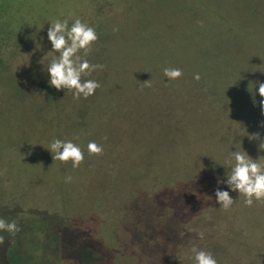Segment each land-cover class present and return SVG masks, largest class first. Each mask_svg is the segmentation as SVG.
Returning <instances> with one entry per match:
<instances>
[{
  "label": "rangeland",
  "instance_id": "obj_1",
  "mask_svg": "<svg viewBox=\"0 0 264 264\" xmlns=\"http://www.w3.org/2000/svg\"><path fill=\"white\" fill-rule=\"evenodd\" d=\"M179 1L0 0V79L12 75L18 84L26 82L28 89L32 84L27 82H40L54 97L57 90L49 87L46 70L52 55L58 53L45 56L51 48L46 33L50 26L48 23L67 18L69 11L73 13L69 25L80 19L95 28L98 39L92 45L101 48L94 53L96 63L100 64L103 56V63L109 67L106 81L103 82V77L88 78L103 82L97 104L93 105L94 98L90 97L75 100L73 91H70L71 100L66 111L51 110L50 105L45 110V128L37 121L39 114L33 112V106L19 104L16 111L12 110L13 97L4 96L0 89V113L19 117L16 123L6 127L13 131L4 132L0 138V218L7 220L3 206L11 211L13 205H17L16 209H23L21 216L25 218L21 221L24 222L26 236L22 239V248L28 254L40 255L46 264H57L59 259H64V249L66 257L73 258L79 248L99 244L102 249L103 242L91 239L88 233H78L73 235V241L68 240L61 248L59 242L50 243L38 237L37 228L47 225V222L36 224V214L48 215L62 208L63 218L77 216L84 223L88 220L91 230L101 238L104 231L112 229V210L104 217L106 222L101 219L105 212L103 204L112 208V193L101 192L108 181L112 186L111 152L114 159L125 166V171L132 166L144 169L153 161H163L162 157L151 156L142 147L135 149L142 151L140 157H131L124 149H112L116 145L112 138L118 136L117 132L113 133L115 126L122 131L129 126L125 116L163 115L155 105L160 97L167 106L166 110L174 113V121L178 124L167 126L178 133L182 144H186L179 156L176 158L174 155L171 159L172 164L184 156V150L188 151L185 156L187 165H218L227 160L228 155L231 159L230 152L241 148L253 159L264 156L257 141L249 140L253 131L242 123L241 116L245 113L232 110V103L229 104L227 99L220 103L216 98L209 99L208 95V89L216 82L223 90H234L235 81L229 82L233 76L227 69L229 64L225 63H231L234 53L242 55L245 47L234 44L226 34L208 42L206 37L213 33L210 0H190L197 12L193 15L185 12ZM260 3L264 7V1L256 2L254 7L258 8ZM228 4L219 3L218 16L227 17L229 12V18L247 28L253 36L256 33L260 43H264V27L259 22L251 23L243 6ZM263 19L264 15H261L259 20ZM260 55V61L250 63L251 67L248 66V56H242L246 73L250 70L256 74L264 72L261 60L264 55L261 52ZM251 56L257 61L254 52ZM231 64L236 67V64ZM42 67L45 72L41 71ZM164 68L181 69L183 75L175 80L176 89L174 81L167 82L164 77ZM197 70L200 75L209 77L210 85L207 82V87L198 85L203 78L194 79ZM38 76L45 78H33ZM2 88L11 93L17 90L9 78L4 80ZM174 93L177 95L173 96ZM30 103L36 102L31 100ZM26 116L30 119L27 123ZM156 121L163 124V118ZM24 129L29 131L28 140L9 147L14 139L19 141ZM43 130L46 138L39 136V131ZM195 130L199 134L197 138L193 135ZM138 134L129 131L127 137L132 140ZM54 139L72 141L80 146L84 159L78 167L73 168L71 161L53 160L47 149ZM91 142L101 146L103 151L89 154L87 146ZM69 176L70 181L66 179ZM206 181L208 178L203 177L202 183ZM253 203V208L242 214L239 220L244 227L253 220L257 224V227L249 229L250 235L247 236L253 251L248 246L242 256L252 262L258 258L264 264V200H254ZM75 210L76 213H70ZM236 214L235 210H230L226 216L232 219ZM89 232L94 235L93 231ZM56 235L57 231L52 230L47 236L53 238ZM254 247L260 248L261 253ZM110 256L112 260V254Z\"/></svg>",
  "mask_w": 264,
  "mask_h": 264
},
{
  "label": "trees",
  "instance_id": "obj_2",
  "mask_svg": "<svg viewBox=\"0 0 264 264\" xmlns=\"http://www.w3.org/2000/svg\"><path fill=\"white\" fill-rule=\"evenodd\" d=\"M263 1L210 0L213 33L206 37L208 42L211 43L217 37L226 34L234 44L245 47L242 55L234 53L231 57V63L236 64V67L231 63H225L226 65L229 64L227 69L229 74L233 76L229 82L235 81L234 90L232 92L223 90L216 82V84L213 83L214 87L210 88L208 86L210 88L208 89V95L209 99L216 98L220 100V103L222 101L226 102L227 99L229 104L232 103L230 106L232 110L245 113L241 116L243 118L242 123L248 129L251 128L253 133H259L258 138L255 139L258 147L259 144L264 143V128L259 127L260 124L264 123V115H262L259 106L261 97L255 96L256 104L254 106L247 88L250 83L264 82V72L256 74L250 70L246 73L242 56L244 54L248 56V66L252 62L258 63L261 58L260 52L264 55V43H260L256 33L253 36V34L247 32V28H242L229 18V12L226 17L218 16L216 11L220 7L219 3H229L228 6L237 4L243 6L244 14H247L251 23L259 22L264 27V19L259 20V17L264 15V7L261 3L258 8L254 7L256 2ZM179 3L181 8L189 15L197 14L190 0H181ZM100 49L97 45L96 47L92 45L87 56L83 54V51L78 52L77 55L81 59H87L90 64H98L94 53ZM251 52L255 53L257 61L253 60ZM261 60L264 62V57ZM99 61L100 65L105 66V69H98L91 74H83L82 80H89L90 77L96 79L103 77V82L106 81L109 67L103 63V56ZM253 69L255 68L253 67ZM14 73L19 75L16 72ZM196 74L203 78V81H200L198 85L207 87L206 82L210 85L208 76L200 75L198 70ZM7 78L15 83L17 90L14 93L5 91L2 88L4 87V80ZM11 78H13L12 75L0 79V89L3 91L4 96L13 97L12 110L16 111L19 104L33 106V112L36 115L39 114L37 115V121L44 128L46 124L44 114L49 105L51 110L66 111L68 101L71 100L70 90L62 89L57 91L54 97H51L50 92L40 82L36 84L33 81L27 82L32 84L28 89L26 82L21 85L15 82L14 78L13 80ZM33 78L38 80L45 77ZM103 82L99 83L98 92L96 89L94 95L90 96V99L94 98L93 105L98 103L99 90ZM174 85V89H176L175 81ZM249 91H251V85H249ZM256 91L257 89L254 88L253 93ZM176 95L177 93H174L173 96ZM1 99L2 94L0 93ZM31 100L36 103H30ZM75 100H80V98H75ZM155 105L157 109L162 110V116H125L129 125L125 131L120 130L118 126L114 128L113 133L117 132L118 136L112 138L116 142V145L112 147L113 151L124 149L131 157H140L142 151H135V149L142 147L151 156L162 157L163 161H153L144 169L132 166L125 171V166L114 159L115 156L111 152L110 173H112V186H109L108 181L107 185L102 187L101 192L112 193V208H109L107 204L106 208L103 204L105 212L101 215V219L108 215L109 210H112V229L104 231L100 238L94 230H91L88 220L84 223V220L77 216H72L69 219L63 218L64 212L60 208V210L52 211L48 215L44 213L36 214L38 219L36 224L47 222V225L37 228L38 237L50 243L59 242L61 248L65 247L68 240L73 241V235L78 233H85L86 235L88 233L87 236L91 239L95 238V240L103 242L102 249L99 244L96 247L81 245L85 247L76 250V256L73 258L66 257L64 249L62 250L64 259H59L57 264H195V261L191 258L190 249L192 247L211 252L217 260V264H262L258 258H254V262H252L246 256H242L248 246L252 249L247 236L250 235L249 229L257 227V224L253 220L247 227H244L239 222L242 214L244 215L248 209L253 208V205L245 206L244 200L240 199L244 196H238V193L230 191L226 184V173L230 172L229 155L226 156L227 160L218 165H187L185 156L188 151L184 150V156L172 164L171 159H174V155L177 158L186 144H182L178 139V133L175 134L167 126H177L178 124L174 121V113L166 110L167 106L163 103L162 97L155 101ZM171 110L175 111L176 108H171ZM40 111L41 113H39ZM17 118L19 117H14L12 114L4 115L0 113V138L4 132L13 131V129L9 130L6 127L16 123ZM162 118L163 124L156 121ZM29 120L26 116V123ZM22 131L23 135L19 141L14 139L9 147L28 140L29 131L26 129ZM129 131L138 132L139 134L131 140L127 137ZM151 132L152 134H150ZM39 134L41 138L47 137L45 130L39 131ZM193 135L197 138L199 136L198 131L195 130ZM122 146L124 148H121ZM259 151L263 153L264 148H259ZM190 155L195 156L191 153ZM203 177H207L208 181L202 183ZM217 190L228 191L230 197L237 199L228 210H224L222 206L216 203L215 192ZM16 206L13 205L12 211L8 207H2V210L6 213L7 221L15 220L19 231L15 234L3 232L0 235L3 236V242L0 243V264H46L40 255L34 256L35 254H28L23 250L22 239L26 234H24L25 225L21 219L25 217L21 216L23 209H16ZM5 210L11 212L8 213ZM230 210L237 212L232 219H228L226 216ZM76 212L77 210L70 213ZM106 219L102 220L103 223L106 222ZM52 230L57 231V235L53 238L47 236ZM89 231H93L94 235ZM201 233H203V239L200 238ZM255 250L261 253L260 248H255Z\"/></svg>",
  "mask_w": 264,
  "mask_h": 264
},
{
  "label": "clouds",
  "instance_id": "obj_3",
  "mask_svg": "<svg viewBox=\"0 0 264 264\" xmlns=\"http://www.w3.org/2000/svg\"><path fill=\"white\" fill-rule=\"evenodd\" d=\"M72 16L73 13L69 11L67 18L56 19L48 23L50 26L46 37L51 48L45 56L50 53H58V55H52L48 63L46 70L47 83L49 87L57 91L62 89L73 91L74 98L83 97L87 99L94 95L100 84L92 79L82 80V75L91 74L98 69H102L103 65L90 64L87 59H81L77 53L83 51V54L87 56L91 45L97 41L98 36L94 27L89 26L80 19H75L69 25V19ZM40 47L39 44V50ZM41 71L45 72L43 67ZM163 75L167 82H170L180 78L183 73L179 68H164ZM194 79L198 81L200 79L199 74H196ZM249 85H251V91H249ZM249 85L247 91L251 94V101L255 106V96L261 97L259 106L262 115H264V82L258 81ZM254 88L257 89L255 93H253ZM259 127L264 128V123L260 124ZM258 136L259 133H253L249 135L251 137L249 140L257 139ZM87 147L89 154H99L103 151L102 147L95 142L89 143ZM259 148H264V143L259 144ZM47 150L53 160L71 161L73 168L78 167L84 159L80 146L72 141L54 139ZM230 157L231 159L228 162L230 172L226 173V184L229 190L238 193V196L243 195L245 206H252L254 200L257 202L264 200V156L253 159L241 148L239 151L230 152ZM66 179L70 181L71 177L69 176ZM215 198L216 203L222 206L224 210H228L237 200L230 197L228 191L219 190L215 192ZM18 231L19 227L15 220L9 222L0 218V232L15 234ZM200 238L203 239V233L200 234ZM2 242L3 236H0V243ZM190 251L195 264H217V260L211 252L196 247H192Z\"/></svg>",
  "mask_w": 264,
  "mask_h": 264
}]
</instances>
